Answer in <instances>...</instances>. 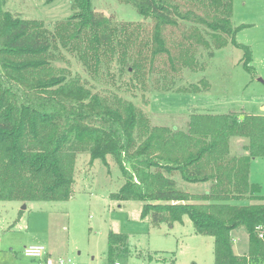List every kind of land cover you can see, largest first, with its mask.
Listing matches in <instances>:
<instances>
[{"label": "trees", "instance_id": "16d2710c", "mask_svg": "<svg viewBox=\"0 0 264 264\" xmlns=\"http://www.w3.org/2000/svg\"><path fill=\"white\" fill-rule=\"evenodd\" d=\"M118 1L151 25L129 33L98 14L93 0H75L76 13L53 34L41 21L6 12L0 0V201H67L76 155L89 153L92 162L105 164L112 156L125 179L112 199L143 202L142 217L151 216L155 225L189 217L197 234L214 238L215 264H264V196L250 181L252 161L264 157V116L190 113L178 126H150L133 105L121 114L88 89L68 86L67 76L50 65L57 37L64 45L75 42L80 57L92 55L97 66L99 53L115 50L116 38L125 36L124 55L137 54L128 72L144 84L147 61L150 71L159 63V73L175 76L196 68L192 51L209 47L207 37L219 48L229 41L242 49L250 72L252 52L234 39L233 0ZM177 90L198 94L209 85ZM138 126L149 130L140 143ZM233 138L249 142L240 156L231 154ZM177 177L209 189L192 194ZM239 231L248 236L241 255L234 245ZM130 255L128 236L111 232L108 264H128Z\"/></svg>", "mask_w": 264, "mask_h": 264}, {"label": "rangeland", "instance_id": "374dc122", "mask_svg": "<svg viewBox=\"0 0 264 264\" xmlns=\"http://www.w3.org/2000/svg\"><path fill=\"white\" fill-rule=\"evenodd\" d=\"M93 5L98 14L111 18L113 27H125L129 33L151 25L132 5L122 1L93 0ZM3 8L22 19L43 22L53 34L77 11L75 0L50 3L48 0H3ZM231 21L238 29L234 35L236 43L252 52L250 72L243 67L242 49L229 41L219 48L207 37L209 47L192 51L196 68L185 69L175 76L159 73V63L150 71L151 64L147 61L144 84L132 71L128 72L137 54L136 49H130L124 55L125 36L116 38L115 50L99 53L97 66L92 55L80 57L74 49L75 42L64 45L57 37L50 52V65L57 74L67 76L68 86L88 89L121 114L133 105L138 116L147 119L150 126H178L179 119L190 113H235L240 118L264 116V0H233ZM142 30L138 33L146 38ZM149 54L143 56L148 59ZM204 83L210 86L207 92L177 90L191 84L203 87ZM148 133L149 130L138 126L137 143ZM248 143V140L233 138L231 154L242 155ZM251 175L250 181L261 187L264 196V157L252 162ZM177 182L192 194L201 195L209 189V185L188 184L180 177ZM124 183L112 156L107 157L105 164L102 160L92 162L89 153H79L69 200L0 201V264H39L23 255L24 248L29 246L44 247L54 261L61 258L75 264H108L111 232L128 236L131 251L128 264H215L214 238L197 234L189 217L173 226L155 225L151 216L142 217L143 202L112 199ZM234 237L235 251L241 255L248 247V236L239 231Z\"/></svg>", "mask_w": 264, "mask_h": 264}, {"label": "built area", "instance_id": "2783aa9c", "mask_svg": "<svg viewBox=\"0 0 264 264\" xmlns=\"http://www.w3.org/2000/svg\"><path fill=\"white\" fill-rule=\"evenodd\" d=\"M23 255L32 260L33 262H39V264H75L74 262L66 259H58L54 261L42 246H29L23 250Z\"/></svg>", "mask_w": 264, "mask_h": 264}, {"label": "crops", "instance_id": "0c3cea01", "mask_svg": "<svg viewBox=\"0 0 264 264\" xmlns=\"http://www.w3.org/2000/svg\"><path fill=\"white\" fill-rule=\"evenodd\" d=\"M209 89H210V86H209ZM209 91V90H208ZM207 92V91H206ZM231 114V113H230ZM254 161V160H253ZM252 161V162H253ZM252 165V164H251ZM252 175H251V169H250V179H251ZM33 262V261H32ZM35 263V262H34ZM37 263V262H36Z\"/></svg>", "mask_w": 264, "mask_h": 264}, {"label": "water", "instance_id": "95a60500", "mask_svg": "<svg viewBox=\"0 0 264 264\" xmlns=\"http://www.w3.org/2000/svg\"><path fill=\"white\" fill-rule=\"evenodd\" d=\"M24 208H26V207H24Z\"/></svg>", "mask_w": 264, "mask_h": 264}]
</instances>
